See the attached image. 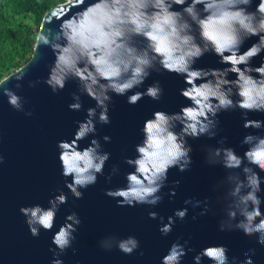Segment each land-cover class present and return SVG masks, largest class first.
<instances>
[{"label": "clouds", "instance_id": "9594fccd", "mask_svg": "<svg viewBox=\"0 0 264 264\" xmlns=\"http://www.w3.org/2000/svg\"><path fill=\"white\" fill-rule=\"evenodd\" d=\"M252 4L253 0H95L69 19H60L53 13L46 20L35 37L36 53L41 46L50 48L55 59L43 82L59 93L69 80L77 81L79 92L72 93L71 110H82V95L96 101L95 107L87 109L86 119L76 122L74 138L61 140L57 145L65 186L76 199L83 198L81 189L97 183L111 157L110 152L103 151L95 134L97 123H111L109 112L114 95L126 96L131 105L145 96L159 101L164 94L159 80L144 91L133 90L141 88L153 72L163 70L184 77L187 86L180 89V94L190 103L173 113L157 110L145 120L141 129L143 139L135 147L136 156L123 158L133 168L126 173V185L108 189L106 195L116 199L121 207L158 205L163 200L161 191L168 181L169 170L177 168L184 172L191 168L193 149L188 139L201 136L215 139L219 133V114L240 110L243 127L256 130L248 132L241 141L242 146H248L244 154L224 146L227 137H222L218 140L219 147L206 148V162L227 170V175L215 185L216 191L226 189L218 201L224 203L225 213L219 230H239L264 245V197L260 195L264 191V178L257 171L264 172V134H258L264 132V119L248 118L249 113L264 114V63L259 66L252 63L264 53V0H259L255 10L250 11ZM176 6H180L179 10ZM251 37L258 39L241 54V48ZM207 53H214L220 57V63L228 66L195 67ZM230 74H235V78H230ZM28 75L27 67H23L0 81V95L6 96L16 111L32 116V111H25V98L17 91ZM12 78L14 88L5 87ZM40 82L28 80V85L35 88ZM90 135L94 138L81 149L80 141ZM103 140L111 142V137L105 135ZM4 159L0 154V164ZM119 171V166L113 165L107 179L111 180ZM174 183L178 185L180 181ZM175 194L172 189L171 195ZM67 200V194L61 190L49 200L47 208L40 204L22 206L20 212L31 234L38 237L41 228L51 231L60 206ZM184 203L200 208V216L211 211L208 198H189ZM187 214V207L177 209L167 223L159 216L161 233H171L176 219L183 220ZM149 217L156 219L158 213L149 212ZM81 223L76 212L65 217V223L53 236L56 247L52 250L55 259L51 264H64L61 256L72 247ZM187 243H173L161 264H181L187 252L194 250L187 249ZM100 246L107 251L118 248L131 255L140 248V241L134 235L126 238L112 235L101 240ZM228 251L227 246L212 245L203 248L194 259L197 264L205 257L212 264H254V248L244 253L243 261L237 257L230 259Z\"/></svg>", "mask_w": 264, "mask_h": 264}, {"label": "water", "instance_id": "95a60500", "mask_svg": "<svg viewBox=\"0 0 264 264\" xmlns=\"http://www.w3.org/2000/svg\"><path fill=\"white\" fill-rule=\"evenodd\" d=\"M93 3L95 0H83V3L68 0L60 3L45 14L41 27L53 13L60 19H69ZM258 3L259 0H253L249 10H255ZM179 8L176 6L177 10ZM257 39H248L240 50L241 54ZM54 59L50 48L41 46L36 53L34 47L31 59L19 68L27 67L29 73L23 87L17 91L25 98V111H32V116L16 111L8 103L7 97L0 95V154L5 157L3 164H0V264H51L55 259L52 250L56 247L52 242L53 236L65 223V217L72 212L79 215L82 223L78 226L72 247L61 256L64 264H161L162 257L173 243L184 244L185 241L188 242L185 247L194 250L187 252L181 264H197L194 257L203 248L212 245L227 246L229 258L237 257L240 261L245 259V252L254 248V264H264V245L258 244L256 237L246 236L239 230H219V222L225 213L224 203L218 201L226 189L216 191L215 185L227 175V170L206 162V148L219 147L218 140L222 137H227L224 146L234 147L238 154H244L248 146H242L241 141L248 132L256 130L243 127L244 119L240 110L219 114V133L215 139L206 136L188 139L193 149L191 168L184 172L177 168L169 170L168 181L161 191L163 200L158 205L118 206L117 200L106 195V191L126 185V173L133 171V168L125 164L123 158L136 156L135 147L143 139L141 129L145 120L151 118L157 110L173 113L179 111L182 105L190 103L180 94V89L187 86L183 76L163 70L153 72L144 85L133 92L144 91L159 80L164 89L159 101L145 96L139 103L131 105L126 96L114 95L109 112L111 123H97L95 137L100 139L103 151L110 152L111 157L105 165L104 174L98 176L97 183L81 189L84 196L76 199L65 186L57 145L61 140L74 138L78 128L76 122L86 119L87 109L95 107L96 101L82 95V110H71L69 104L74 102L72 93L79 92L77 81L69 80L65 89L59 93H54L43 82ZM219 61L220 57L207 53L197 61L195 67L228 66ZM252 63L255 66L264 63V53L255 57ZM17 70L2 80L12 77ZM230 78L234 79L235 74H230ZM37 79L41 82L35 88L29 87L28 80ZM14 85L15 79L12 78L5 87L14 88ZM248 118L264 119V114L253 112L249 113ZM176 130L179 131V127ZM105 135L111 137V142L103 140ZM93 138L90 135L80 141L81 149L87 147ZM113 165L119 166L120 171L108 180ZM257 171L264 178V172L259 169ZM67 179L70 181L71 177ZM177 180L180 181L178 185L174 183ZM172 189L176 191L174 196L171 195ZM61 190L67 194L68 200L60 206L53 229L45 231L41 228L40 235L33 236L20 208L36 204L47 208L50 206L49 200ZM260 195L264 197V191ZM189 198H208L211 211L200 216V208L185 205L184 201ZM185 207L188 208L187 217L183 220L177 218L171 233L163 235L159 216H163V223H167L169 216ZM152 211L158 213L156 219L149 217ZM193 216L197 218L194 220ZM112 235L119 238L134 235L140 241V248L131 255L124 254L118 248L111 251L103 249L100 246L101 240ZM201 264H212V261L205 257Z\"/></svg>", "mask_w": 264, "mask_h": 264}, {"label": "trees", "instance_id": "16d2710c", "mask_svg": "<svg viewBox=\"0 0 264 264\" xmlns=\"http://www.w3.org/2000/svg\"><path fill=\"white\" fill-rule=\"evenodd\" d=\"M68 0H0V81L32 57L45 14Z\"/></svg>", "mask_w": 264, "mask_h": 264}]
</instances>
